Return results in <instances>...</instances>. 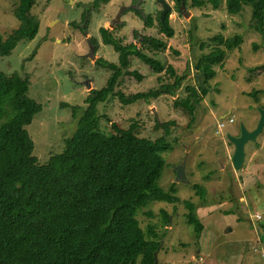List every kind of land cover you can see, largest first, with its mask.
I'll return each instance as SVG.
<instances>
[{"label": "rangeland", "instance_id": "obj_1", "mask_svg": "<svg viewBox=\"0 0 264 264\" xmlns=\"http://www.w3.org/2000/svg\"><path fill=\"white\" fill-rule=\"evenodd\" d=\"M92 2L39 0L32 11L40 22L38 36L32 42L20 43L9 57L0 61L3 73L29 78V95L43 107L27 126L34 143L33 156L41 164H47L51 157L60 154L87 107L90 91L101 90L110 82L113 74L96 62L103 59L117 64V54L112 47L104 46L100 30H113V21L122 10L120 24L114 27V39L123 46H136L143 55L186 78L182 88L172 95L163 94L149 102L140 100L131 105L121 104L114 96L98 108L99 126L106 134L114 133L112 124L120 129L135 125L139 137L155 140L164 134L157 122L178 124L170 128L169 148L160 154L164 167L158 185L167 191L175 184V196L180 203L175 206L154 203L142 211L152 213L150 223L162 236L157 264H252L254 242L262 237L264 225V127L255 142L246 144V160L238 172L232 163L234 146L227 139L228 134H240L241 124L247 130L254 129L259 110L264 111V70L248 74L250 69L264 67V36L250 29L251 7L245 5L241 15L232 16L225 2L215 11L210 5L192 9V0H186L181 13L182 4L178 5V0H165L171 7L167 15L169 26L175 32V37L167 40L158 33L156 17L161 5L157 0H112L99 12L93 11ZM15 3L16 0H0V39L4 41L19 28L13 14ZM129 10L150 16L153 27L146 28L140 17ZM218 36L224 41L240 36L242 43L231 51L222 48L225 63L213 68L216 76L209 82L211 88L195 112V123L189 126L188 111L175 100L187 96L188 86L197 87L198 77L203 82L197 65L218 47L212 42ZM149 38L165 42L166 50L150 51L141 43ZM91 39L98 44L95 60L87 57ZM130 64L129 71L142 79L122 76L116 90L125 94L173 82L167 73L153 74L137 59L131 58ZM248 78L251 80L247 81ZM87 80L91 89L83 85ZM255 90L257 99L250 94ZM222 115L225 118H220ZM231 118L234 123H229ZM220 123L226 125L221 132ZM181 167L186 174L185 182L176 179V170ZM195 185L204 191V198ZM187 202L195 206L196 218L204 227L200 234L188 224ZM161 210L169 216L170 226L166 228L160 224ZM142 213L137 220L145 229L149 219ZM256 216L261 218L260 222L255 221Z\"/></svg>", "mask_w": 264, "mask_h": 264}, {"label": "trees", "instance_id": "obj_2", "mask_svg": "<svg viewBox=\"0 0 264 264\" xmlns=\"http://www.w3.org/2000/svg\"><path fill=\"white\" fill-rule=\"evenodd\" d=\"M111 1L93 0V11L99 12ZM183 1L186 3L178 0V5ZM38 2L16 0L13 14L19 28L5 41L0 39V61L9 57L20 43L32 42L38 36L40 22L32 15ZM224 2L232 16L241 15L245 5L250 6V29L264 36V0H192L191 7L202 9L210 5L218 11ZM128 12L138 15L146 28L153 27L150 16H142L137 10ZM156 21L160 35L167 40L175 37L168 16L162 24L158 13ZM100 34L104 46L112 47L117 54V64L99 59L96 65L113 76L105 88L90 91L87 107L66 139L64 150L47 164L33 156L34 143L27 131V126L43 110L40 102L29 95V78L0 71V264H153L162 236L150 223L152 213L142 211L154 203H180L175 196V184L167 191L158 185L164 167L160 154L169 148L170 128L178 124L157 122L164 134L155 140L139 137L135 125L120 129L112 124L114 133L106 134L99 126L98 108L114 96L121 104L131 105L163 94L172 95L182 88L186 78L143 55L136 46H123L114 39L113 31L101 29ZM90 42L97 51V42ZM212 42L218 47L197 65L204 76V87L200 83L197 87L188 86L187 96L175 100L188 111L189 126L195 123V112L216 76L213 68L225 63L222 48L237 49L242 38L224 41L218 36ZM141 43L150 51L166 50L165 42L152 38L142 39ZM131 58L141 61L153 74L167 73L173 82L129 94L116 90L122 76L142 79L129 71ZM261 69L264 67L250 69L248 74L252 76ZM250 94L257 99L256 90ZM195 188L204 198V191L198 185ZM185 207L189 211L188 224L202 233L204 227L196 218L195 206L187 202ZM140 213L149 219L145 229L137 220ZM159 216L161 227H168L167 213L161 210ZM261 232L264 244V225Z\"/></svg>", "mask_w": 264, "mask_h": 264}, {"label": "water", "instance_id": "obj_3", "mask_svg": "<svg viewBox=\"0 0 264 264\" xmlns=\"http://www.w3.org/2000/svg\"><path fill=\"white\" fill-rule=\"evenodd\" d=\"M157 2L161 5L162 11L160 13V22L163 24L164 19L167 17V15L171 12V7L169 4L165 2V0H157ZM185 1L182 2L181 6V13H183L185 9ZM124 10H128L127 7H123ZM122 10L118 13L114 20V25L112 29L115 27V25L120 24V18H121ZM90 45V53L87 56L91 60H95V47L89 42ZM199 83L204 87L202 82V77H198ZM83 85H86L87 89H91L92 85L89 80H87ZM264 127V111L259 110V120L256 125V127L252 130H247L246 126L244 124H241L240 127V134L238 136H233L231 134L227 135V139L229 142H231L234 146V152L232 156V163L235 171H240L245 163L246 160V151L245 147L248 142H255L256 138L259 136V134L262 133ZM176 179L177 181L185 182L186 181V174L184 172V169L178 168L176 170ZM153 264H157V255H153Z\"/></svg>", "mask_w": 264, "mask_h": 264}, {"label": "built area", "instance_id": "obj_4", "mask_svg": "<svg viewBox=\"0 0 264 264\" xmlns=\"http://www.w3.org/2000/svg\"><path fill=\"white\" fill-rule=\"evenodd\" d=\"M229 123H234V119L232 118L229 119ZM225 126L226 125L224 123H220L219 128H218L219 132H221L222 129L225 128ZM255 221L260 222L261 218L259 216H256ZM253 254L255 258L257 259L255 264H264V246L260 238H257L256 241L254 242Z\"/></svg>", "mask_w": 264, "mask_h": 264}, {"label": "crops", "instance_id": "obj_5", "mask_svg": "<svg viewBox=\"0 0 264 264\" xmlns=\"http://www.w3.org/2000/svg\"><path fill=\"white\" fill-rule=\"evenodd\" d=\"M220 118H225V116L224 115H222ZM170 226V225H169ZM261 239V238H260ZM256 241V240H255ZM252 259V258H251ZM251 259H249V261H252ZM257 261V259L255 258V262ZM255 262L254 261H252V264H255ZM246 264V263H245Z\"/></svg>", "mask_w": 264, "mask_h": 264}, {"label": "flooded vegetation", "instance_id": "obj_6", "mask_svg": "<svg viewBox=\"0 0 264 264\" xmlns=\"http://www.w3.org/2000/svg\"><path fill=\"white\" fill-rule=\"evenodd\" d=\"M138 11V10H137ZM161 11H162V7H161ZM161 12H159V14H160ZM113 23H114V21H113ZM114 25V24H113ZM113 27V26H112ZM111 31H113L114 32V28H113V30H111Z\"/></svg>", "mask_w": 264, "mask_h": 264}]
</instances>
